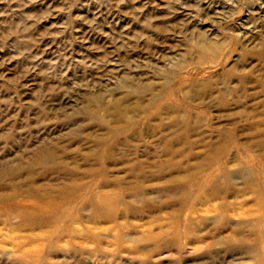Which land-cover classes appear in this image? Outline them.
<instances>
[{"label":"rangeland","instance_id":"1","mask_svg":"<svg viewBox=\"0 0 264 264\" xmlns=\"http://www.w3.org/2000/svg\"><path fill=\"white\" fill-rule=\"evenodd\" d=\"M11 196L0 264H264V0H0Z\"/></svg>","mask_w":264,"mask_h":264},{"label":"bare ground","instance_id":"2","mask_svg":"<svg viewBox=\"0 0 264 264\" xmlns=\"http://www.w3.org/2000/svg\"><path fill=\"white\" fill-rule=\"evenodd\" d=\"M38 163H39V161H38ZM214 188L215 187H212V188L210 187V189H212L210 191V193H207V191L205 190V192L202 194L204 195L207 193V195H209L210 197L215 196V195H217V192H216V189H214ZM3 202L4 203L0 204V217H7V218L10 217L9 220H12V219H15L18 217L20 220V223L16 226L17 228H19V227L36 228V226H37L36 218H40V217H37L40 214H42V216H44L46 218V220L51 218L54 221V223H57V222L61 223L64 220V210L61 206L64 203H62V202L57 203V204H49L46 206H44V204H41L42 205L41 206L40 204L28 203L27 200L24 201L23 199L22 200H16L14 196L7 198V200L3 201ZM97 209L98 208H96V210ZM97 215L101 216V218L105 217L104 215H102V213L100 211H97ZM22 224H23V226H21ZM49 232H51V231H49ZM158 233L160 234V237L159 238L156 237V238H158V240L160 241V244H159V246L157 245L154 250H152L151 253L153 256L160 254L161 250H163L165 248H167V249L172 248V246H173L172 244H174V242L173 243H167V242L161 241V238H162V236H164L165 233L163 231L158 232ZM51 234H55V230L52 231ZM197 237H199V236H197ZM206 246L209 248L211 246V244H207ZM193 251H195V250H193ZM195 254H197V253H195Z\"/></svg>","mask_w":264,"mask_h":264}]
</instances>
